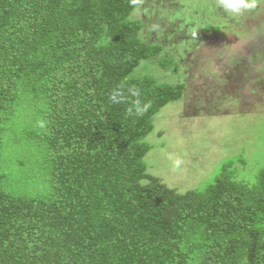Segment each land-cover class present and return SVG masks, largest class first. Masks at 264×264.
Returning a JSON list of instances; mask_svg holds the SVG:
<instances>
[{"label":"trees","instance_id":"16d2710c","mask_svg":"<svg viewBox=\"0 0 264 264\" xmlns=\"http://www.w3.org/2000/svg\"><path fill=\"white\" fill-rule=\"evenodd\" d=\"M136 5L0 0V264H264V163L185 193L146 171L186 84L155 73L173 57Z\"/></svg>","mask_w":264,"mask_h":264},{"label":"rangeland","instance_id":"374dc122","mask_svg":"<svg viewBox=\"0 0 264 264\" xmlns=\"http://www.w3.org/2000/svg\"><path fill=\"white\" fill-rule=\"evenodd\" d=\"M249 2L233 13L222 0H137L131 13L141 37L173 57L155 73L186 84L145 138L147 173L177 193L203 189L235 156H243L236 166L245 178L264 163V0Z\"/></svg>","mask_w":264,"mask_h":264},{"label":"clouds","instance_id":"9594fccd","mask_svg":"<svg viewBox=\"0 0 264 264\" xmlns=\"http://www.w3.org/2000/svg\"><path fill=\"white\" fill-rule=\"evenodd\" d=\"M222 4L228 11L233 13H239L244 9L253 7L249 0H222ZM112 99L115 102L116 96L113 95ZM144 110H146V106L145 108H141L139 107V105H137L136 111L138 114H142ZM129 111H131V109ZM176 163L179 164V161H177Z\"/></svg>","mask_w":264,"mask_h":264}]
</instances>
